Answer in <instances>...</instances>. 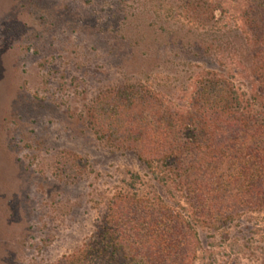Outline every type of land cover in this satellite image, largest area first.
Here are the masks:
<instances>
[{"label": "rangeland", "instance_id": "374dc122", "mask_svg": "<svg viewBox=\"0 0 264 264\" xmlns=\"http://www.w3.org/2000/svg\"><path fill=\"white\" fill-rule=\"evenodd\" d=\"M213 1L222 19L202 28L179 0H0V264H55L75 252L133 174L143 191L185 205L135 154L99 140L90 110L102 91L137 80L185 107L211 71L249 95L235 36L246 0ZM74 157L77 175L59 174ZM198 232L196 264L262 261L264 212Z\"/></svg>", "mask_w": 264, "mask_h": 264}, {"label": "trees", "instance_id": "16d2710c", "mask_svg": "<svg viewBox=\"0 0 264 264\" xmlns=\"http://www.w3.org/2000/svg\"><path fill=\"white\" fill-rule=\"evenodd\" d=\"M179 1L198 27L222 19L213 0ZM245 2L235 36L253 82L249 95L232 77L211 71L196 78L185 107L169 104L143 80L106 89L91 106L97 138L135 154L185 205L171 207L143 191L137 186L141 176L133 174L91 236L55 264H196L198 226L224 228L243 215L264 212V0ZM209 45L196 43L206 53ZM71 160L59 174L77 175L80 160Z\"/></svg>", "mask_w": 264, "mask_h": 264}]
</instances>
